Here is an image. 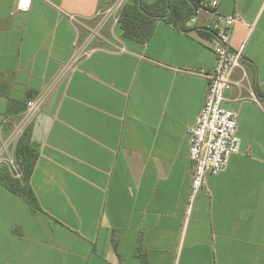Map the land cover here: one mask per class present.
I'll use <instances>...</instances> for the list:
<instances>
[{"label":"crops","instance_id":"1","mask_svg":"<svg viewBox=\"0 0 264 264\" xmlns=\"http://www.w3.org/2000/svg\"><path fill=\"white\" fill-rule=\"evenodd\" d=\"M17 1L0 0V139L48 93L29 127L34 204L0 166V264H264V0H219L243 19L230 40L241 87L223 102L240 151L192 203L189 130L215 64L212 34L188 23L198 0L182 27L157 20L146 43L107 24L101 35L123 50L95 39L61 77L115 0H30L26 12Z\"/></svg>","mask_w":264,"mask_h":264},{"label":"built area","instance_id":"2","mask_svg":"<svg viewBox=\"0 0 264 264\" xmlns=\"http://www.w3.org/2000/svg\"><path fill=\"white\" fill-rule=\"evenodd\" d=\"M128 0H115L111 5L97 11L98 21L89 28V36L81 45L74 46L70 58L62 66L59 77L66 74L75 64L89 57L95 48L90 47L95 39L123 50L118 45H113L101 35L103 28L111 23L118 25L119 14ZM24 0H18L16 9L26 12L30 7H22ZM219 0H198L193 9V14L188 18L191 27L201 24L211 34L210 48L215 56L214 66L201 73L207 81L203 106L198 114L194 126L189 130V160L193 167L189 190V202L192 203L197 193L206 186L207 175H217L225 169L230 158L240 151V139L237 135L238 114L234 110L224 107V93L231 85L241 87L239 82L232 81L234 71L241 68L242 53L233 51L230 40L236 25L243 23L238 14H223L218 10ZM71 20H78L71 16ZM246 78V74L243 75ZM47 91L39 93L35 98L25 103V109L18 124L12 133L0 139V166H5L10 175L21 180V171L15 160V148L18 140L30 127L34 118L40 111ZM255 99V96L251 94Z\"/></svg>","mask_w":264,"mask_h":264},{"label":"trees","instance_id":"3","mask_svg":"<svg viewBox=\"0 0 264 264\" xmlns=\"http://www.w3.org/2000/svg\"><path fill=\"white\" fill-rule=\"evenodd\" d=\"M193 0H157L153 4H145L142 0H128L119 14L118 26L123 38L139 43H146L160 19H168L174 25L182 27L188 15L189 2ZM194 3V7H195ZM38 157L37 148L30 143V129L27 128L20 137L15 148V160L21 171V180L14 179L7 171L8 179L3 184L13 193L34 204V197L28 188V179ZM11 177H10V176Z\"/></svg>","mask_w":264,"mask_h":264},{"label":"snow or ice","instance_id":"4","mask_svg":"<svg viewBox=\"0 0 264 264\" xmlns=\"http://www.w3.org/2000/svg\"><path fill=\"white\" fill-rule=\"evenodd\" d=\"M21 6L26 7L27 6V0H24V3Z\"/></svg>","mask_w":264,"mask_h":264}]
</instances>
